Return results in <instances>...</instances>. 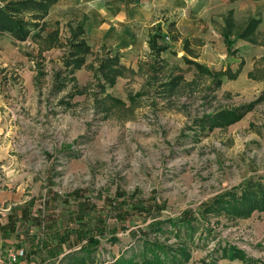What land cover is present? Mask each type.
Segmentation results:
<instances>
[{
	"label": "rangeland",
	"instance_id": "obj_1",
	"mask_svg": "<svg viewBox=\"0 0 264 264\" xmlns=\"http://www.w3.org/2000/svg\"><path fill=\"white\" fill-rule=\"evenodd\" d=\"M72 26L58 32L60 44L57 33L16 43L0 36V210L26 200L43 210V220L88 230L76 249L97 239L87 264H107L154 219L264 179V89L233 93L218 71L175 81L184 68L161 59L166 46L149 45L146 59L131 65V57L106 48L82 53L75 44H87L86 17ZM51 47L60 56L45 53ZM254 213L211 218L215 240L185 264H202L216 241L264 264V231L257 229L264 217ZM48 225L47 233L56 230Z\"/></svg>",
	"mask_w": 264,
	"mask_h": 264
},
{
	"label": "crops",
	"instance_id": "obj_2",
	"mask_svg": "<svg viewBox=\"0 0 264 264\" xmlns=\"http://www.w3.org/2000/svg\"><path fill=\"white\" fill-rule=\"evenodd\" d=\"M85 17L83 38L93 51L122 53L131 57V65L146 59L152 51L151 35L158 34L155 46L167 48L161 59L168 66L184 68L175 81L192 83L203 74L186 62L190 60L202 64L210 78L215 71L222 72V79L233 82L229 88L233 93L243 90L251 96L264 89V0H57L27 40L57 33L54 44H60L58 32ZM10 40L16 43L11 36ZM60 52L51 47L45 53L60 56ZM187 69L191 74L182 75ZM16 202L7 205L6 209L15 204L12 210H0V256L14 250L23 251L19 259L29 264H59L66 258L76 264L83 248L75 247L82 240L78 236L88 230H66L57 218L43 220V210L35 211L29 201ZM52 221L56 230L47 233L43 223L48 222L49 228ZM259 227L262 233L264 226Z\"/></svg>",
	"mask_w": 264,
	"mask_h": 264
},
{
	"label": "trees",
	"instance_id": "obj_3",
	"mask_svg": "<svg viewBox=\"0 0 264 264\" xmlns=\"http://www.w3.org/2000/svg\"><path fill=\"white\" fill-rule=\"evenodd\" d=\"M56 2L57 0H0V34L8 33L13 40L24 41L29 37L31 30L44 20L48 9ZM151 36L152 48L161 35ZM75 47L82 53H88L90 50L83 40H78ZM186 62L195 64L201 72L208 73L202 64L190 60ZM216 73L219 75L222 72ZM256 211L264 213V179L249 178L239 187L230 188L202 202L197 210L184 209L179 216L169 215L154 219L140 231L133 243L122 248L107 264H185L194 251L205 249L215 240L216 235L213 233L212 223L209 222L211 218L226 216L233 220L242 219ZM117 240L115 234H112L110 241ZM91 241L93 248L83 247L82 255H79L81 258H76V264H87L89 260L94 262L92 254L99 242L92 237ZM216 242L214 248L208 250L206 256L201 259L202 264H216L220 258L228 261L236 259L242 264L256 263L230 242Z\"/></svg>",
	"mask_w": 264,
	"mask_h": 264
},
{
	"label": "built area",
	"instance_id": "obj_4",
	"mask_svg": "<svg viewBox=\"0 0 264 264\" xmlns=\"http://www.w3.org/2000/svg\"><path fill=\"white\" fill-rule=\"evenodd\" d=\"M23 251L10 250L7 256H0V264H29L25 260L19 259Z\"/></svg>",
	"mask_w": 264,
	"mask_h": 264
}]
</instances>
